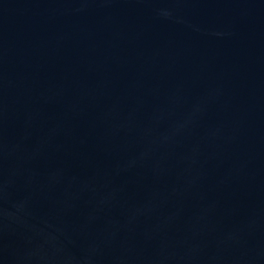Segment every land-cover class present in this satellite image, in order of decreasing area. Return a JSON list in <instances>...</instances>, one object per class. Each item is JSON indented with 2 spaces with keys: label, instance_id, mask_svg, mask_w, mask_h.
<instances>
[{
  "label": "water",
  "instance_id": "95a60500",
  "mask_svg": "<svg viewBox=\"0 0 264 264\" xmlns=\"http://www.w3.org/2000/svg\"><path fill=\"white\" fill-rule=\"evenodd\" d=\"M0 264H264V0H0Z\"/></svg>",
  "mask_w": 264,
  "mask_h": 264
}]
</instances>
